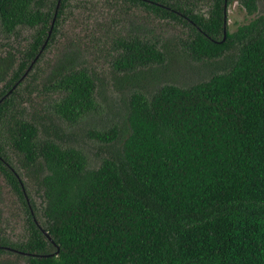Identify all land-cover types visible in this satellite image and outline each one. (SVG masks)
I'll return each mask as SVG.
<instances>
[{
    "label": "trees",
    "instance_id": "16d2710c",
    "mask_svg": "<svg viewBox=\"0 0 264 264\" xmlns=\"http://www.w3.org/2000/svg\"><path fill=\"white\" fill-rule=\"evenodd\" d=\"M70 1L0 0L5 34L33 30L0 56V174L25 223L23 238L0 236V264H264V0H237L263 11L233 32L234 0H105L110 85L126 96L119 120L88 131L105 144L93 168L65 127L96 110L106 82L72 43L38 82ZM139 6L186 24L194 58L224 59L207 79L161 82L180 54L129 30L119 15ZM34 93L57 95L50 112Z\"/></svg>",
    "mask_w": 264,
    "mask_h": 264
},
{
    "label": "rangeland",
    "instance_id": "374dc122",
    "mask_svg": "<svg viewBox=\"0 0 264 264\" xmlns=\"http://www.w3.org/2000/svg\"><path fill=\"white\" fill-rule=\"evenodd\" d=\"M107 4L105 0H71L60 23L56 38L57 43L55 42L54 46L45 52L42 61L38 65L40 70H37V73L40 74L38 78V82H40L44 80L49 71V63L54 62L56 54L63 51L65 47H69V43H72L73 48L71 49L80 51L81 57L88 63V66L94 68L97 76L106 82V85L101 87L103 89L101 93L96 96V110L74 126L65 127L70 132L69 144H75L81 149L92 168L99 164V158L100 155H103L102 149H104L105 144L88 136V131L99 129V126H102L109 118L111 120L105 124L106 126L112 125L115 120H119V115L123 110L121 107L122 102H124L123 98L126 96V93L120 94L110 85L111 74L108 72L111 70V58L107 54L108 45L105 43V41H110V38L103 29L114 22H112L113 9ZM257 6V12L249 15L237 0L227 4L224 8L226 31H235L238 25L248 23L261 13L263 11L262 4L258 2ZM124 8L126 9L127 5ZM117 9L120 13L121 9L118 6ZM199 10L201 13L207 14L208 8L200 3L196 11ZM122 11L124 12V9ZM130 11L129 16L125 12L124 15H119L120 17L126 16L129 18L130 27L127 24L129 30L137 31L142 37L151 41L167 42L170 44V50L180 54V58L171 69L172 71L168 73L160 68L156 72L161 82L168 79L172 83L185 86L207 79L211 72L215 71V67L220 60L224 59V57L218 59L194 58L189 50L183 46V42H189L187 37L191 32L186 24L166 18H154L151 13L148 14L140 6L131 8ZM119 13H115L114 18H118ZM32 33L33 30L31 29L18 28L13 35H7L0 26V56L4 55L6 50L9 49L22 50ZM55 96L57 95L40 96L34 93L32 96L34 98L33 107L36 106V109L46 107L50 112V102ZM32 111L33 109H30L29 113H32ZM11 156H13L12 159L15 163L16 157ZM36 192L35 188H32L29 194L39 208L41 198L37 196ZM24 225L18 198L0 174V236L13 241L23 238L25 234ZM2 257L4 255L0 256V259ZM8 258L14 260L13 257ZM22 263V260H20L19 264Z\"/></svg>",
    "mask_w": 264,
    "mask_h": 264
},
{
    "label": "water",
    "instance_id": "95a60500",
    "mask_svg": "<svg viewBox=\"0 0 264 264\" xmlns=\"http://www.w3.org/2000/svg\"><path fill=\"white\" fill-rule=\"evenodd\" d=\"M59 3H60V2L58 1L57 6H56V10H55V14H54V18H53V21H52L51 26H52L53 23H54L55 16H56V13H57V10H58V7H59ZM225 6H226V2H225V5H224V8H225ZM50 32H51V30L49 31V34H50ZM225 34H226V31H225V28H224V30H223V40H224V38H225ZM223 40H222V41H223ZM36 57H38V56H36ZM33 63H34V61H33ZM33 63L31 64V66L33 65ZM31 66H29V68L27 69V71L23 74L21 80L26 76L27 72L31 69ZM21 80H20V81H21ZM14 87H15V86H14ZM43 232H44V234H46L45 231H43Z\"/></svg>",
    "mask_w": 264,
    "mask_h": 264
}]
</instances>
